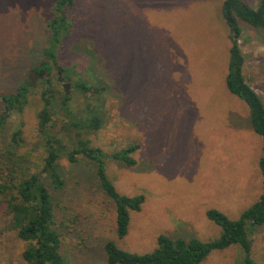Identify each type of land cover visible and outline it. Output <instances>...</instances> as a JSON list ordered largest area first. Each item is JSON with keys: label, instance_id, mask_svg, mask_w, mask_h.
Segmentation results:
<instances>
[{"label": "rangeland", "instance_id": "obj_1", "mask_svg": "<svg viewBox=\"0 0 264 264\" xmlns=\"http://www.w3.org/2000/svg\"><path fill=\"white\" fill-rule=\"evenodd\" d=\"M56 1L0 0V94L31 82L49 42ZM223 1L75 0L67 9L71 26L62 30L57 59L70 81L58 80L55 68L48 80L37 74L23 112L10 111L0 130V165L19 162L32 173L43 163L38 114L47 91L52 131L70 147V135L83 132L110 156L106 171L119 195L143 194L146 200L131 211L128 235L120 239L116 206L94 164L64 156L59 170L65 186L54 195L65 264H109L108 240L138 254L154 250L161 234L215 240L221 228L208 210L238 219L264 193L262 138L248 106L227 88L231 42ZM245 2L257 6L259 0ZM241 26L246 80L264 101V30ZM80 83L103 90L85 94ZM3 108L0 99V114ZM96 118L101 127L87 130ZM18 129L23 141L14 145ZM131 145L137 146L135 165L112 158ZM4 210L0 197V264H25L24 244L6 229ZM252 239L255 264H264V225ZM242 255L233 245L202 264H240Z\"/></svg>", "mask_w": 264, "mask_h": 264}, {"label": "trees", "instance_id": "obj_2", "mask_svg": "<svg viewBox=\"0 0 264 264\" xmlns=\"http://www.w3.org/2000/svg\"><path fill=\"white\" fill-rule=\"evenodd\" d=\"M75 0H57L54 6V17L47 24L49 42L44 50V57L36 66V73L49 79L53 68L56 69L58 80L65 79L66 71L57 59V48L61 46L62 30L71 26L67 9L74 7ZM222 14L230 28V58L226 83L228 90L240 98L249 108L251 124L254 131L262 138L263 155L259 166L264 182V101L255 89L248 83L244 73L245 56L240 41L243 36L241 22L255 29L264 30V0H259L257 6H252L245 0H224ZM32 81L19 86L8 94H0L3 112L0 114V130L8 121L10 111L22 113L28 104ZM83 93L101 92L103 88L90 86L86 83L77 85ZM45 104L39 112V133L43 137L46 156L43 163L37 165L36 172L23 170L19 162L9 166L0 165V197L5 203L4 215L6 229L15 234L16 239L24 244L22 259L25 264H65L62 255V233L56 223L57 199L55 192L64 189L65 180L59 170V161L67 156L71 163L81 158L92 162L96 176L103 191L113 200L116 206V230L120 239L128 235L131 211H140L145 203V195L135 197L121 196L109 179L105 159L108 158L101 148L92 146L91 140L77 131L70 135L73 147L56 131L51 116V99L48 92H43ZM70 98L64 93L63 104L67 105ZM100 120L97 118L87 125V130H98ZM78 128H77V127ZM77 130L82 124L76 123ZM63 129L69 130L67 126ZM62 129V131H63ZM23 131L18 129L12 136V144L19 145L23 141ZM137 146L131 145L112 155V158L133 166L136 161L131 155ZM110 157V156H109ZM207 217L221 228L219 238L212 241H202L198 238H173L164 234L158 236L154 250L138 254L125 250L113 240L104 244L109 264H202L214 251L225 250L233 245L238 246L243 255L240 264H255L252 257V236L258 226L264 225V193L238 219H230L217 209H210Z\"/></svg>", "mask_w": 264, "mask_h": 264}, {"label": "water", "instance_id": "obj_3", "mask_svg": "<svg viewBox=\"0 0 264 264\" xmlns=\"http://www.w3.org/2000/svg\"><path fill=\"white\" fill-rule=\"evenodd\" d=\"M36 76H37V73H35V72H32L31 74H30V80L32 81V83H35V81H36ZM67 89V88H66ZM66 91H68V90H66Z\"/></svg>", "mask_w": 264, "mask_h": 264}]
</instances>
